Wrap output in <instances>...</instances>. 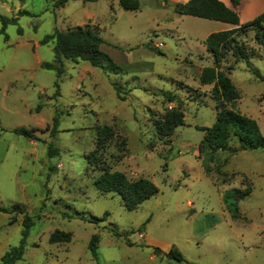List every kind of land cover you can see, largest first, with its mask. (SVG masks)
Wrapping results in <instances>:
<instances>
[{
	"label": "rangeland",
	"instance_id": "374dc122",
	"mask_svg": "<svg viewBox=\"0 0 264 264\" xmlns=\"http://www.w3.org/2000/svg\"><path fill=\"white\" fill-rule=\"evenodd\" d=\"M139 1L138 9L129 10L118 0H0V15L18 17L6 26L7 40L0 35V205L19 203L34 218L16 264H264V248L244 247L264 243V148L220 150L208 162L209 174L204 155L198 157L201 127L216 119L213 84L199 80L201 68L214 63L205 39L236 26L180 14L174 0ZM262 6L264 0H241V23ZM77 26L102 36V49L120 68L83 59H64L61 75L42 67L56 58L54 40L43 43L44 36ZM255 34L249 29L237 36L252 53L250 62L230 53L221 68L240 93L229 106L254 118L264 134V45ZM170 94L172 101L166 99ZM177 108L185 124L166 142L154 120ZM103 125L115 135L100 151V165L130 180L148 178L159 188L134 210L120 194L102 193L94 184L101 169L88 164L86 155ZM17 127L36 129L37 138L15 133ZM49 143L58 154L50 156ZM248 182L252 192L235 212L223 195L234 201L230 190ZM105 212L99 222L82 218ZM22 218L19 211H0V264L20 243ZM57 228L71 231V241L50 243ZM95 233L97 256L89 246ZM141 233L171 242L187 259L163 253L167 257L150 260L156 247L143 246Z\"/></svg>",
	"mask_w": 264,
	"mask_h": 264
},
{
	"label": "trees",
	"instance_id": "16d2710c",
	"mask_svg": "<svg viewBox=\"0 0 264 264\" xmlns=\"http://www.w3.org/2000/svg\"><path fill=\"white\" fill-rule=\"evenodd\" d=\"M68 0H58L59 5H63ZM98 1V0H83ZM233 5L237 6L241 0H231ZM119 4L124 9L135 10L140 6L139 0H119ZM175 10L180 14L197 16L211 20H219L236 25V27L214 31L208 34L205 43L209 52H211L214 63L202 68L199 80L202 85L213 84L211 96L216 100V119L212 126L201 127L204 130V137L198 146L199 156L204 155L202 160L203 167L207 174L211 172L208 162L214 161L215 153L220 150H228L230 154L237 153L240 150L264 148V134L260 129L258 122L242 113L235 108V102L240 98L232 78L224 71L222 67L228 55L231 53L236 59L246 60L250 62L252 53L244 43L239 42L237 36L240 32L249 29L255 30L256 39L261 45H264V11L259 13L250 21L241 23L238 12L228 6L223 0H188L186 2H178ZM27 12V11H24ZM17 16L0 15L2 26L0 35L7 40L8 35L5 31L9 23H17ZM54 40V51L56 58L54 61H44L41 66L48 69H54L57 75H61L64 70V59L79 61L80 59L89 61L93 66L105 69H119L120 66L102 49L105 40L98 33L77 26L75 28L62 31L55 29L52 33L44 36L41 42L48 43ZM254 73L261 77L258 69L253 68ZM57 82V81H56ZM119 91V88H117ZM169 101L174 100L173 95H166ZM185 124V113L181 109L167 110L161 118L154 120L156 132L159 137L164 138L166 142L171 141L176 127ZM55 122L54 130H57ZM34 128L27 129L25 127L14 128L13 131L23 134L31 139L37 138ZM115 135L114 129L109 125L97 127V137L95 148L86 155L88 164L99 167L101 173L95 178L94 184L102 193H118L121 195L125 206L134 210L145 200L156 195L159 191L158 186L150 179L140 177L136 180H130L122 171H111L108 166L101 164L100 151L106 146L107 142ZM236 138L238 144H230V140ZM153 145L151 144V147ZM50 156L58 154L59 148L53 143L48 144ZM227 161V160H226ZM235 195V200L228 203V192L223 195L226 204L233 206L235 212H238V201L246 198L251 192L252 187L248 182L244 188H233L230 190ZM16 208V210H15ZM2 212L19 211L23 213L22 218V238L18 245L11 246L1 257V264H16L25 252V244L30 234V230L34 224V218L29 213L23 211L19 203H15L11 208L0 205ZM107 212L102 217L90 215V217L82 218L91 222H99L104 220ZM236 216V213L234 214ZM13 220L11 219V222ZM72 232L62 229H55L49 236L50 243L69 242L72 239ZM100 235L95 233L92 235L89 246L94 256H97V248ZM156 251H162L156 247ZM167 256L174 258L180 262L185 260L181 251L173 245Z\"/></svg>",
	"mask_w": 264,
	"mask_h": 264
},
{
	"label": "crops",
	"instance_id": "0c3cea01",
	"mask_svg": "<svg viewBox=\"0 0 264 264\" xmlns=\"http://www.w3.org/2000/svg\"><path fill=\"white\" fill-rule=\"evenodd\" d=\"M186 1H188V0H174V2H186ZM228 6H230L231 8H233V9H235V10H237V7L239 6V5H237V6H235V5H233V3L231 2V0H223ZM255 1V0H254ZM118 2H119V0H118ZM261 12L262 11H264V6H262V8H261V10H260ZM259 11V8H258V10H256L253 14H252V16H251V19H253L254 17H255V15L257 14H259V13H261ZM184 15H186V14H184ZM256 15V16H257ZM250 19V20H251ZM231 26H236V25H234V24H231V23H229ZM207 36H208V34H207ZM206 36V37H207ZM203 68V67H202ZM202 68H201V70H202ZM200 73H201V71H200ZM206 85H208V84H206ZM237 144H238V142H237ZM228 161V160H227ZM142 234V235H141ZM140 234V236H141V243H142V245L144 246H147V247H157V248H159L162 252V254H160V255H158V253L157 252H155V251H153V253H151L150 254V256H149V259L150 260H153V259H155L156 257H167L166 255H164L163 253H166V252H168L169 250H170V248L174 245V244H172L171 242H162V241H160V240H157V239H155L154 237H151V236H148V235H146L145 233H141ZM176 246V245H175ZM258 247L259 249L260 248H264V243L263 242H258L257 244H252V245H250V246H247V245H244V247L247 249V251L249 250H253V248L254 247ZM177 247V246H176ZM178 248V247H177ZM179 249V248H178ZM180 250V249H179ZM181 251V250H180ZM181 253H182V251H181ZM183 254V253H182ZM183 256L185 257V255L183 254ZM186 258V257H185ZM187 259V258H186ZM145 262V261H144ZM143 263V261H140L139 263H136V264H142Z\"/></svg>",
	"mask_w": 264,
	"mask_h": 264
},
{
	"label": "built area",
	"instance_id": "2783aa9c",
	"mask_svg": "<svg viewBox=\"0 0 264 264\" xmlns=\"http://www.w3.org/2000/svg\"><path fill=\"white\" fill-rule=\"evenodd\" d=\"M142 235V234H141Z\"/></svg>",
	"mask_w": 264,
	"mask_h": 264
}]
</instances>
